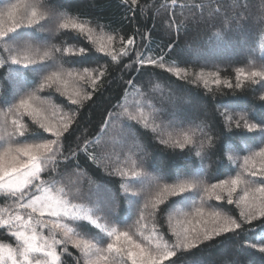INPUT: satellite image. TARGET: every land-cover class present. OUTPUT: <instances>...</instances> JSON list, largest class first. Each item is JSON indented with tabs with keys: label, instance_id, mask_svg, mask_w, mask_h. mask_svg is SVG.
<instances>
[{
	"label": "trees",
	"instance_id": "obj_1",
	"mask_svg": "<svg viewBox=\"0 0 264 264\" xmlns=\"http://www.w3.org/2000/svg\"><path fill=\"white\" fill-rule=\"evenodd\" d=\"M27 2L29 0H0V13L9 4ZM41 2L55 16H67L91 27L95 43L72 29L40 31V26L36 25L18 31H29L35 45L49 50L53 46L87 49L84 57L78 51L55 53V63L65 70L75 68L81 75L85 67L93 74L104 72L103 76H98L95 87L91 81L64 76L62 79L67 87L63 93L55 87L45 88L38 93L41 100L36 102L51 122L61 123L58 118L62 114L68 123L61 140L65 144V154L67 150H75V156L48 162L42 178L52 180L56 188H64L66 198L78 206L75 211L79 217L91 216L101 225L129 229L134 239L146 244L136 235L140 227L136 221L144 200L155 199L158 193L156 178H163L161 184L174 183L177 177H199L206 183H217L234 178L242 171L244 158L264 148L261 137L264 79L257 77L253 82L246 75L264 69V0H175V3L173 0H137L135 5L131 0ZM40 24L55 28L52 16L42 19ZM109 35L116 37L111 44L106 39ZM120 37L125 42L134 38V46L125 43V47H133L142 56H151L164 66L133 63L135 52L130 56L118 55L120 63L116 64L109 55L96 50L104 43L108 50L114 49V54H119ZM7 55L0 48V58ZM46 63H53V60ZM169 68L173 71H168ZM176 68L181 70L179 76L175 74ZM239 69H243L245 75L240 76L238 83ZM201 73L203 79L199 78ZM40 79V75L30 70L6 63L0 68V100L31 92ZM69 96L77 103L72 104ZM6 111L7 106L0 103V113L3 115ZM224 112L232 117L231 126L226 123ZM54 114L55 120L52 119ZM241 114L258 127L249 132L240 121L241 127L236 128ZM172 115L175 121L167 126V119ZM23 119L29 125L27 137L32 134L31 121L27 116ZM10 120L11 117L9 124ZM186 131H195L192 142L176 146L174 141H183ZM1 134L6 135L7 131L3 129ZM44 135L50 136L49 133ZM206 137L211 138V145ZM161 138L168 143H162ZM82 143L87 144L86 152L83 148L76 149V145ZM134 172L139 175H133ZM243 178L253 186L264 179L247 173ZM244 187L240 185L233 193L231 205L227 203L226 192L221 193L224 198L220 201L215 197L207 200L203 216L195 214V207L189 206L191 202L177 203L162 216L151 214L149 208L141 222L147 225L143 232L148 235L155 224L157 233L171 245L176 240L174 231L187 228L196 232L214 227V218L208 215L213 210L239 218L242 209L235 201ZM140 189V196L132 195ZM2 195L0 193V197ZM163 199L162 209L182 198L165 194ZM10 203L0 200V208ZM64 222L76 229L75 235L99 242L98 246L106 247L105 241L110 239L92 226L91 221L65 219ZM38 231L50 234L47 229L39 228ZM0 243L16 246L3 228H0ZM252 243L257 247H250ZM260 246H264V218L243 223L241 229L214 236L198 247L179 249L175 256L161 264H264ZM56 247L62 264H85L80 249L71 243ZM125 264L131 262L125 260Z\"/></svg>",
	"mask_w": 264,
	"mask_h": 264
},
{
	"label": "snow or ice",
	"instance_id": "obj_2",
	"mask_svg": "<svg viewBox=\"0 0 264 264\" xmlns=\"http://www.w3.org/2000/svg\"><path fill=\"white\" fill-rule=\"evenodd\" d=\"M136 3L137 0H131L132 5ZM20 9V4H11L7 11V25L0 22V48L8 54L6 58H0V68L10 62L11 65L40 75L41 79L31 92L17 93L10 99L0 100V103L7 106V111L3 113L2 120H0V124L7 131L6 146L0 151V193L3 194L0 200L11 201L7 207L0 208V228H3L10 239L16 242L15 247L12 243H0V264H62L56 246L67 243L80 249L85 258V264H100V261H104L105 264H125V260L130 261L131 264H161L163 260L175 256L179 249L188 250L198 247L200 243L211 240L214 236L241 229L243 223H251L256 218H264V179L258 185L253 186L251 182L243 178L245 173L264 178V148L245 157L242 171L237 173L234 178L223 179L217 183H206L199 177L190 179L177 177L174 183L164 182L161 184L163 178H156L155 184L158 193L155 199L144 200L143 208L136 221L140 225L136 230V235L142 237L147 242L146 244L134 239L129 229L122 230L115 226L109 227L108 224L101 225L99 220H93L91 216L79 217L75 211L78 206L66 198L67 194L64 188H56L52 180L42 178L45 164L55 163L57 159L68 160L69 156H75V150H67L68 154H65V144L61 140L63 132L67 131L68 123L62 114L58 118L61 123L51 122L43 114L44 109L36 102L41 100L38 93L45 88L55 87L57 91L63 93L67 87V82L62 79L64 76L69 78L75 76L80 80L91 81L92 86L95 87L98 76H103L104 72L98 71V74H93L89 68L85 67L82 69L83 75H81V71L75 68L65 70L62 65L55 63V53H63L65 50L78 51L80 56L84 57L87 55V49L83 47L61 49L53 46L49 50L45 46L35 45L29 31L18 30L32 29L36 25L40 26V30L72 29L89 41H92L94 30L70 17L55 16L41 0H29L23 5V11ZM18 13L19 18H17ZM49 16L53 17L55 28H46L45 25L40 24L42 19ZM106 39L111 44L116 40V37L109 35ZM92 42L95 43V41ZM120 43L119 54H114V49L108 50L104 43H101L96 50L109 55L116 64L120 63L118 55L130 56L135 52L133 63L164 66L162 62L158 63L151 56H142L133 47H125V43L127 46H134V38H128L125 42L124 38L120 37ZM136 57L141 58L136 59ZM48 60H53V63H46ZM160 60L163 61V57ZM66 62L70 63V61ZM168 71H173V69L169 68ZM174 71L177 76L181 73L179 68ZM241 75H245L243 69L238 70V83ZM246 75L256 82L255 78L257 77L264 79V69L250 71ZM199 78L203 79L202 73ZM216 83H219V80ZM231 86L229 83L228 87ZM87 95L85 93V96ZM69 100L72 104L77 103V100L71 96H69ZM225 107L228 106L225 105ZM222 115L226 123L231 126L232 117L227 112ZM25 116L31 121L32 134L27 137L29 125L24 123ZM9 117H11L10 124ZM52 119H57L55 114ZM240 121H243V127L249 132L258 127L256 124L249 123L241 114L235 124L236 128L241 127ZM200 130L203 131V129ZM44 133H49L50 136H45ZM194 135L195 131H186L183 134V141L175 140L174 144L183 147L184 144L192 142L191 137ZM261 137L264 139V128L261 129ZM0 139H4V137L0 136ZM206 139L207 143L211 145V138L206 137ZM161 142L168 143L162 138ZM201 146H203V142ZM81 148L86 152L87 144L76 145V149ZM199 154L198 152L197 155ZM228 158L233 159L232 156ZM257 158L259 159L257 160ZM48 173L51 176L52 170L49 169ZM133 175L138 176L139 173L134 172ZM200 175L203 173L201 172ZM137 183L142 184L143 182L137 181ZM242 184L245 185L242 195L235 201L237 207L242 209L239 218L226 216L220 211L213 210L208 215L214 218V227L211 229L204 227L196 232L187 228L174 231L173 235L176 240L171 245L157 233L155 224L148 235L143 232L147 225L141 222L145 219V211L149 208H151V214L162 216L177 203L191 202L189 206L195 207V214L203 216L207 200L215 197L216 201H220L224 198L221 193L226 192L227 203L231 205L234 202L233 193ZM141 192L142 189L133 192L132 195L140 196ZM165 194L180 196L182 199L173 201L171 205L162 209L160 205L164 203ZM197 201H199V206H197ZM208 207L212 208L213 205H208ZM25 212L26 214H24ZM65 219L91 221L92 226L99 229L100 232L106 233L110 238L105 241L106 247L98 246L99 242L93 243L75 235L76 229L65 223ZM79 227L82 228L83 225L81 224ZM39 228L47 229L50 234L43 235L38 231ZM58 236L60 238H57ZM249 246L256 248L257 244L252 243ZM65 251H67L66 248ZM259 251L264 252V246H260Z\"/></svg>",
	"mask_w": 264,
	"mask_h": 264
},
{
	"label": "rangeland",
	"instance_id": "obj_3",
	"mask_svg": "<svg viewBox=\"0 0 264 264\" xmlns=\"http://www.w3.org/2000/svg\"><path fill=\"white\" fill-rule=\"evenodd\" d=\"M19 3V2H18ZM23 4H25V3H23ZM10 5L11 4H9L8 6H6L5 8H3L4 9V12L3 13H0V22H3L4 24H5V26L7 25V11H8V9H9V7H10ZM20 11H23V5H21V9H20ZM17 18H19V13L17 14ZM44 21H47V20H44ZM40 31H42V30H40ZM46 33H48L47 31H46ZM14 86V85H13ZM49 115V114H48ZM2 114L0 113V120H2ZM175 121V117H173V115L172 116H170V118L169 119H167V123H166V125L167 126H172L171 124V122H174ZM3 126H2V124H0V136H3L4 137V139H0V151H2L3 150V147H5L6 146V140H7V134L6 135H2L1 133H2V131H3ZM124 135V134H123ZM116 143L118 142V140L117 141H115ZM121 142V141H120ZM119 150H121L120 152L123 154L124 153V151L122 150V149H119ZM108 151H111V149H109ZM104 156H107V155H104ZM99 190V186H97L96 187V191H98ZM108 193V192H107ZM109 194V193H108ZM107 195V194H106ZM100 264H102V262L100 261Z\"/></svg>",
	"mask_w": 264,
	"mask_h": 264
}]
</instances>
